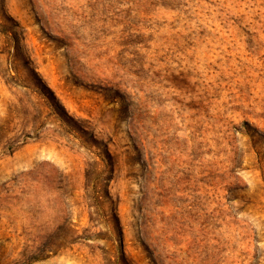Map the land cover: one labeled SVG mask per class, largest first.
<instances>
[{
  "label": "rangeland",
  "instance_id": "obj_1",
  "mask_svg": "<svg viewBox=\"0 0 264 264\" xmlns=\"http://www.w3.org/2000/svg\"><path fill=\"white\" fill-rule=\"evenodd\" d=\"M0 264H264V0H0Z\"/></svg>",
  "mask_w": 264,
  "mask_h": 264
}]
</instances>
